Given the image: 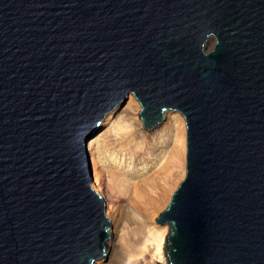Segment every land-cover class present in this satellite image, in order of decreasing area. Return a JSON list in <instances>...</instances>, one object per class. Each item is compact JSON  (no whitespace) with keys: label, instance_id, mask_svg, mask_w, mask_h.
Masks as SVG:
<instances>
[{"label":"water","instance_id":"obj_1","mask_svg":"<svg viewBox=\"0 0 264 264\" xmlns=\"http://www.w3.org/2000/svg\"><path fill=\"white\" fill-rule=\"evenodd\" d=\"M129 94L185 119L164 264H264V0H0V264L105 254L86 143Z\"/></svg>","mask_w":264,"mask_h":264},{"label":"bare ground","instance_id":"obj_2","mask_svg":"<svg viewBox=\"0 0 264 264\" xmlns=\"http://www.w3.org/2000/svg\"><path fill=\"white\" fill-rule=\"evenodd\" d=\"M139 108L140 104L134 96H131L117 115L111 114L112 111L109 112L114 129L112 134L120 140L116 148L118 154L113 156L114 153L110 152L108 157L111 166L108 170L106 169L108 188L105 191L99 180L104 169L99 168L98 152L96 153L95 149L96 139H90L95 133L88 138L89 141L87 140L86 150L90 171L92 166L91 175L94 174L92 182L105 198V215L110 220V236L103 249L104 253V250L107 252L97 258L96 264H158V262L164 264L167 261L164 244L169 233V223L157 222L155 218L166 207L172 192L185 172L187 129L183 115L169 111V115L174 113L172 114L174 118L170 126L164 127L172 131L173 144L167 150L166 147L162 148L166 150L161 154L159 161L160 164L164 163L163 173L159 170V166L156 168L157 172L161 173L158 179L152 175L130 180V177L140 174L126 165L135 162L139 153L142 157H148L149 151L146 154L142 153L148 147L147 145H150L146 141L155 136L156 132L153 129L160 122L163 125L165 123L164 119L151 127H144L139 117ZM109 117L106 118L109 119ZM164 133V131L161 132V134ZM126 158L128 161L125 160ZM149 162L146 164L148 165ZM123 169L132 172L127 175ZM144 179L148 180L143 181Z\"/></svg>","mask_w":264,"mask_h":264},{"label":"rangeland","instance_id":"obj_3","mask_svg":"<svg viewBox=\"0 0 264 264\" xmlns=\"http://www.w3.org/2000/svg\"><path fill=\"white\" fill-rule=\"evenodd\" d=\"M210 45H211V43H210ZM131 96L133 97V95L129 94L124 101H120V102L117 103V105H118L117 108L115 106V107L111 108L109 111L106 112V114L101 118V121H100L99 125L97 126L98 131L90 138L91 140L96 139V141H95V145H96L95 149H96V153L98 152L97 156H98V159H99V168H100V170L104 169V172L101 175V178L99 179L100 183H101V186L103 187L104 191L108 188V175L106 173V169L108 170L109 166H111L110 160H109L108 157H110L109 156L110 152H111V154L114 153L113 156H115V154L116 155L118 154V151H117L116 148H118L119 140H120V138H118V137H116V135L112 134L114 129H113V122L110 120V117H109V112L111 113V111H112L111 114L115 113V115H117L124 108V106L127 104L129 99L131 98ZM134 99H136V98L134 97ZM136 101H138V100L136 99ZM138 103H139V101H138ZM140 107H141V104H140ZM173 112H175V113L177 112L179 115H182L179 111H173ZM173 112H172V114H174ZM172 114L169 115L168 112H165L164 113V115H165V117H164V119H165L164 125L160 122L161 124L159 123L160 125L158 124V126H156L155 129H153L156 132L155 136H152L149 139H147L146 142L150 143V145H147L148 147H146L142 151V153L146 154V152L149 151L150 153H148V157H142V154L139 153L136 156V158H138V159L135 158L136 159L135 162H131V163L126 165V167H128V168H130L132 170H137V172H139V174H140V175H137V176L130 177L129 178L130 180L131 179H136V178L137 179L144 178V176H149L150 177L152 175H153V177L158 179L159 175L161 174L160 171L163 173V170H164L163 169V167H164L163 165H164V163H162V164L159 163L161 154L164 151H166L167 149H169L172 146V144H173L172 131L170 132V130L168 128L166 129L164 126H170L171 125V122H172V120L174 118V117H172ZM106 117H109V119H107ZM111 117H112V115H111ZM142 125H143V122H142ZM162 125H163V127H162ZM163 128H165V129H163ZM162 131H164L165 133L161 134ZM163 147H166V150L165 149L162 150ZM125 160L128 161L127 158ZM148 161H150V162L147 165L146 162H148ZM123 163H126V162H123ZM89 165H90V162H89ZM159 166H160V169H159L160 170L159 171L160 174L157 172L158 169H156ZM123 171H125V170L123 169ZM125 172H126L127 175H130L132 171H128L127 170ZM91 173H92V166H91ZM184 175H185V172L182 175V177L180 178V180L183 178ZM91 177H92V180H93L94 179V174H92ZM145 180H148V179H144L143 181H145ZM104 251H105V253L107 252L106 250H104ZM105 256H103V258ZM96 262H97V260L95 261V264H96ZM164 263H166V261Z\"/></svg>","mask_w":264,"mask_h":264}]
</instances>
